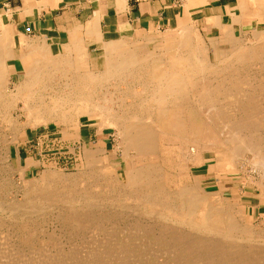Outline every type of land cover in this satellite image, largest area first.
<instances>
[{"label": "rangeland", "instance_id": "1", "mask_svg": "<svg viewBox=\"0 0 264 264\" xmlns=\"http://www.w3.org/2000/svg\"><path fill=\"white\" fill-rule=\"evenodd\" d=\"M212 18L221 27L196 14L187 21L192 26L140 29L112 39H129L132 45L143 42L151 51L162 48L167 41H181L188 32L203 51L204 71H196L195 88L189 89L186 100L178 104L184 127L180 131L149 128L155 137L152 150H138L130 145L124 135V123L142 124L150 110L152 117L156 116L160 105L155 101L154 81L141 68L133 69L126 80L101 78L98 70L104 57V42L110 40L85 38L83 28L73 34L83 43L70 40L78 28L74 25L68 33L49 39H18L6 30L0 34L9 38L1 43L10 59L2 60L18 70L11 76L7 93L13 89L12 83L21 79V71L29 68L25 45L30 43L41 49V41L45 40L54 54L66 49L64 67L70 77L84 74L94 66L101 78L92 95L94 100L110 105L121 117L115 119L111 112L112 123L106 116L72 112L66 120L51 116L36 122L20 111L21 102L7 109L0 104V264H211L214 259V264L220 260L227 261L225 264H264V163H253L251 151L238 143L233 145L243 151L232 161L226 157L225 151L232 144L225 140L234 130L227 126L226 119L214 116V110L208 111L209 98L200 95L217 85H225L224 90L228 88L226 91L231 94L234 91L235 96L242 90L250 100L240 99L236 105L242 109L251 107L252 116L243 137L253 144L264 137V17L230 14ZM137 76L144 78L139 81ZM61 80L62 76L55 74L52 86ZM214 92L211 90L213 99H217L214 107H224L227 102L228 107L233 106L230 97ZM105 95L111 101L104 103ZM164 106L171 109L173 104L167 102ZM230 112L234 119L244 114ZM132 114L137 117L132 118ZM193 116L203 125L194 130L198 133L189 128ZM144 168L156 171L147 187L138 181ZM194 185L206 197L205 205L216 212H227L246 232H233L224 239L225 234L189 226L190 220L198 222V213L178 219L184 212L179 191ZM210 240L220 245H214V249L224 251H213Z\"/></svg>", "mask_w": 264, "mask_h": 264}, {"label": "bare ground", "instance_id": "2", "mask_svg": "<svg viewBox=\"0 0 264 264\" xmlns=\"http://www.w3.org/2000/svg\"><path fill=\"white\" fill-rule=\"evenodd\" d=\"M254 6H255L254 7L255 11L257 13H260V16H257V17L262 19L264 17V0L259 1L258 5H254ZM6 28H7V26H6ZM223 28H226V27H223ZM187 30H188V28H187ZM185 33L182 35V38H180L181 41H176V42L175 41H172V42L167 41L162 48H156V49L154 48L151 51L147 48V46L145 44H143V42H142V44L132 45L129 43L133 42V41L129 40V39H125V38H120L119 40H110V41L104 42V57L102 58V61H101L102 62L101 67L98 70V71H101L100 72L102 74L101 78H103L105 76L107 78H118V79L125 78V80H126L125 76H127V75L130 76L131 71L133 69H137V68L140 69L141 68V71H145L146 72L145 74H147L148 78L150 80L154 81L153 86L155 87V90H156V91L153 90V91H155V94H156L155 101L160 105V107L157 108V110L155 111L156 116L152 117V115H151L152 110H150V112L148 114H146V115H148L147 119H145V122H143L142 124H137V123H133V122L124 123V125H125L124 126V128H125L124 135L126 136L127 142L130 145L135 146L138 150H152L153 144H154L153 138H155V137H154L153 132L148 131L149 128L150 129H152V128H154V129L155 128L156 129L157 128L158 129L163 128L164 129L165 128V129H170L172 131H175V130L177 131V130L182 129L184 127V123L182 122L184 120H182V118L179 116V113H178L179 112L178 111V109H179L178 104L181 103L183 100H186L185 99L186 95L188 93L190 94L189 89L193 90L195 88L196 85L193 82V79L196 78V76H197L196 71H202L204 69V65H205L204 60L202 59L203 51L199 47L200 44L199 43H193L191 36H189L187 34L188 32H185ZM228 36H229V33L227 34L226 38ZM5 39H9V38L4 36V35L0 36V62H1L0 63V104L2 107H4L5 109L10 108V106L16 107L17 104L19 102H21L22 106L20 107V111L25 112L26 115L34 118V120L36 122H42L45 120V118L47 120L48 118H51V116H53V117L55 116L54 118H57V119L59 118V120H66L68 118V115H70L72 112H75V113H78L81 115L94 114L95 117H99V118L106 116V118L108 119V122L110 121L112 123H114L113 122L114 118L112 117L113 115L115 116V119L121 118L120 115L116 116L117 114L114 113L116 111H113V109L110 108V105L109 106L107 104L101 105L100 104L101 102L99 103V102L94 100L92 95H93V93H95L94 92L95 86L99 83L98 79H101L98 75L99 73H96L98 71L95 70L94 66L91 67V69H87V71L84 74L80 73L81 75H75V76L70 77L66 72V68L64 67L66 65V62H67V59L64 58V53L66 52V49H65L66 46H63L65 51H60V52L57 51L58 53L54 54L55 52L53 53L50 46L46 43L45 40L41 41V42H43V45L40 47L41 49L34 47L30 43H29L30 45L29 44L25 45L26 46L25 47V49H26L25 53H26V58L28 61L29 68L25 71H21V79L15 83H12L13 89L9 93H7L6 91L8 90V86L11 83V76H12V74L18 73V70H16L14 66H8L6 64L7 62L4 63L2 60L4 58H5V60L10 59L9 54L2 47L3 45L1 42H2V40H5ZM193 40H195V39H193ZM21 42H22V40H21ZM67 56H68V54H67ZM215 56H217V55H215ZM84 58H85V56H84ZM234 70L236 71V69H233V71ZM226 73H228V72H226ZM231 73H233V72H231ZM55 74L61 75L62 80L57 82V83L55 82L56 86L54 87V86H52V81L54 80ZM75 74H76V72H75ZM139 74H141V73L139 72ZM236 75H234V77ZM137 77H139V76H137ZM223 77H224V75H223ZM238 77H239V75H238ZM107 78H106V80H107ZM141 78H144V77H142V76L139 77V81ZM213 79H214V77H213ZM112 80H114V79H112ZM196 80L198 82V79H196ZM221 84H223V83H221ZM224 86L217 85L213 89H210L211 87H209L210 90L208 89V91H202V92H200V95L208 96L209 99L206 101V103L208 104V109H209L208 111L212 112V110H214V112H215L214 116H216L217 118L222 119V120L226 119L228 122V124L226 123L227 126H230L231 131H232V129L234 130L233 132L228 133L230 135V138L227 137V140H225V141H227L228 144L229 143L232 144V146L227 148L225 151L226 157H228V159H230L232 161V159L234 157H237L239 152L242 150V149H240L241 147L239 148L238 146H235L233 144H235V143H236V145H237V143L241 144V145L244 144L245 147L243 146L244 147L243 149L246 151L250 150L251 151L250 153H252L253 163L254 162H256V163L261 162L263 164L264 163V137H262L263 139L261 138L259 141L255 140L254 144L247 141L243 137L245 135V133H243V131L249 129L251 126V123H250V119H252V116L250 115L251 107L250 108L246 107L245 109H242L241 107H238V105L243 98L244 99L248 98L247 101L250 100V96L245 95L244 92L242 93L241 89H239V91L241 90V93L239 92L238 95L235 96L236 95L235 93H234L235 95H233L234 91L231 94L228 91H226L228 88H226V90H224ZM211 90H212V92L215 91L214 92L215 95H217L216 92H219L220 94L223 95V97L225 96V98L230 97V99L234 103L233 106H229V107H231V108H229L227 103H230V102H227L225 104L226 107H225V105H224V107H222V105H221V108H216L217 106L214 107V103L217 101V99L216 100H214L215 98L213 99V96H212L213 93H211ZM146 93H148V92H146ZM252 94H253V91H252ZM103 95L104 94H102V97H103ZM5 96L8 98H6ZM105 98H106V95H105L104 99ZM204 99H205V97H204ZM105 100L106 101L104 103L111 101V99L110 100L108 99V101H107V99H105ZM226 101L227 100L225 99V102ZM247 101H245V102L243 101V103H246ZM167 102L172 103L174 107L172 106L171 109L166 108V106H164V105ZM243 103H241V104H243ZM236 104H238V105H236ZM246 104L248 105L249 103H246ZM113 106H114V104H113ZM204 111H206V109ZM230 111H232L234 113L236 111L242 112L244 114H242V115L240 114V117L238 119H234L235 117L232 118V116L231 117L229 116V114L231 115ZM111 112H113V115H111ZM189 113H191V110ZM134 114H132V116H131L132 118L137 115V114L136 115H134ZM141 114H143V113H141ZM252 114H255V113H252ZM257 114H258V112H257ZM211 115L209 116L210 118H211ZM227 115H228V117H227ZM190 118L192 121V123H190V125H189L190 131L192 133H198V131H194V130H197L200 128L202 129L203 125L201 124V122H199V120L197 121L196 116H193ZM140 119L141 118L139 117L138 120H140ZM247 120H248V122H247ZM8 124H10V123H8ZM109 124H111V123H109ZM218 134H220V133L218 132ZM180 136H182L181 133H180ZM186 144H188V143H186ZM251 144H253V145H251ZM195 147L197 148L198 146H195ZM192 150L193 149H191V151ZM243 153H242V155H243ZM89 155H91V154H89ZM222 156L224 157V154H222ZM258 164L261 165L260 163H258ZM258 164H256V165H258ZM263 166H264V164H263ZM263 169H261V170H263ZM155 172L151 171V168L149 170L144 168L143 171L141 172L140 178L138 180V181H140V185H144V183H145V186H146V183L149 185L150 181L152 179H155V174H154ZM157 178H159V177H157ZM159 179H158V181H159ZM128 181H129V179H128ZM136 181L137 180H135V182ZM136 183H138V182H136ZM132 185H135V183L134 184L132 183ZM152 188H154V187H152ZM143 189H144V187H143ZM148 191L150 193V187H149ZM147 197H148V195H147ZM178 197H180V199H181V206H182V209L184 212H183V215H182V213H180L179 218L178 217H176V218H178V219L181 218V220L182 219L184 220L186 215H187V217H189L193 213H195V214L198 213L199 219H196V220H198V222L196 223L195 221L190 220L189 226L190 225H191V227L199 226L200 229L203 228L202 230H206L207 233L208 232L209 233L216 232V234H218V232H219V233L225 234L226 237L224 239H228V237H231V235H233L231 233H233V232H237V231L239 233L240 232H246L242 229V227L237 222H235L233 220V218L231 216H229L227 214V212H225L223 210L216 212L215 210H213L209 206V204L205 205V202L207 201L206 197L202 194V192L201 193L199 192L197 185H194L191 189H187V190L182 188V190L179 191ZM152 213H153V211H152ZM182 223H184V222H182ZM218 235H220V234H218ZM215 238H219V237L216 236ZM235 239H237V238H235ZM204 241H206V240H204ZM221 242H224V241H221ZM221 242H220V244L222 245ZM217 243H218V240H217ZM206 244H208V243H206ZM206 244H205V246H209ZM212 244H213V242H212ZM226 244H228V243H226ZM214 245L215 244H213V247H212L213 251L216 250V249H214L215 248ZM216 245L219 248L220 245H218V244H216ZM229 245L230 244H228V247H229ZM230 247H232V246H230ZM208 248H211V247H208ZM218 250L224 251L223 248H222V250H221V248ZM218 250H216V251H218ZM175 251H173V253H176ZM220 251H218V252H220ZM215 253H217V252H215ZM225 253H227V251H225ZM219 254H222V252ZM236 254H238V253H236ZM248 255H247V257H248ZM262 255H264V252L262 253ZM225 256H227V255L225 254ZM215 257H217V256H215ZM250 257H251V255H250ZM250 257H249V259H250ZM253 257H255V256L253 255ZM236 258H238V257H236ZM226 259L229 260L228 257ZM215 260L216 259L211 260V261L216 262ZM217 260H220V259H217ZM237 260H240V259H237ZM247 261H249V260H246L245 262H247ZM212 262H211V264H214ZM226 262L227 261H221L220 260L216 264H221V263L225 264Z\"/></svg>", "mask_w": 264, "mask_h": 264}, {"label": "crops", "instance_id": "3", "mask_svg": "<svg viewBox=\"0 0 264 264\" xmlns=\"http://www.w3.org/2000/svg\"><path fill=\"white\" fill-rule=\"evenodd\" d=\"M259 1L0 0V34L7 30L18 39L26 36L49 39L62 32L68 33L74 25L78 28L70 40L81 41L73 34L82 28L85 38L112 40L140 29L192 26L187 21L196 14L221 27L219 21L212 17L230 14L260 16L254 9Z\"/></svg>", "mask_w": 264, "mask_h": 264}]
</instances>
